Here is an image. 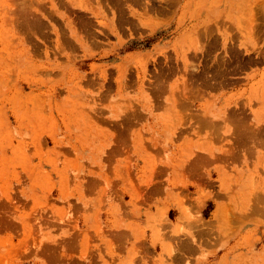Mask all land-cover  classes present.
Masks as SVG:
<instances>
[{
  "label": "rangeland",
  "instance_id": "obj_1",
  "mask_svg": "<svg viewBox=\"0 0 264 264\" xmlns=\"http://www.w3.org/2000/svg\"><path fill=\"white\" fill-rule=\"evenodd\" d=\"M147 230L264 264V0H0V264Z\"/></svg>",
  "mask_w": 264,
  "mask_h": 264
},
{
  "label": "crops",
  "instance_id": "obj_2",
  "mask_svg": "<svg viewBox=\"0 0 264 264\" xmlns=\"http://www.w3.org/2000/svg\"><path fill=\"white\" fill-rule=\"evenodd\" d=\"M148 210H141L142 215L140 216L139 222L144 227H146L148 223V216L146 215ZM174 210H176V207L171 206L169 208V213ZM149 211L154 213L157 210L155 208H151ZM129 236L130 239H133V236ZM150 236L151 232L147 230L148 240L141 242L139 245L137 242L127 241L126 237H124V239H118L116 241L117 247L115 253L107 252L104 254L105 261H102L100 258L99 260H96L97 263L95 264H185V259L183 256L177 254L174 258H169L163 253L162 245L156 244L153 246ZM137 248L141 252L135 253ZM197 250L198 248L194 245H189L186 247L185 254L188 257H195ZM86 264H93V262L88 261Z\"/></svg>",
  "mask_w": 264,
  "mask_h": 264
}]
</instances>
